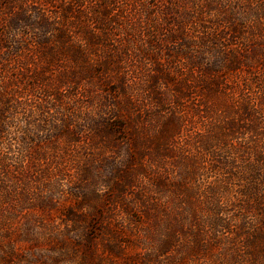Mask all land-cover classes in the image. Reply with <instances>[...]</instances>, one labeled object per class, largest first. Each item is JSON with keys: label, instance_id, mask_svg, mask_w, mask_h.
<instances>
[{"label": "trees", "instance_id": "trees-1", "mask_svg": "<svg viewBox=\"0 0 264 264\" xmlns=\"http://www.w3.org/2000/svg\"><path fill=\"white\" fill-rule=\"evenodd\" d=\"M132 63L150 64L149 97L131 93ZM144 119L158 122L162 143L155 155L144 154V179L123 172L127 181L119 186L133 190L123 191L131 199L124 212L138 244L173 260L177 253L232 247L225 234H233L248 246L250 264H258L264 0H0V206L19 204V177H38L48 192L62 186L48 185L51 165L41 163L49 141L60 136L71 147L91 139L87 145L103 153H116L124 142L125 165H134L136 141L122 133ZM167 166L180 171L172 176ZM77 230L70 227L62 245L90 253L89 233L74 241ZM230 256L234 261L222 264H239L237 254ZM10 257L0 256L5 263Z\"/></svg>", "mask_w": 264, "mask_h": 264}, {"label": "rangeland", "instance_id": "rangeland-1", "mask_svg": "<svg viewBox=\"0 0 264 264\" xmlns=\"http://www.w3.org/2000/svg\"><path fill=\"white\" fill-rule=\"evenodd\" d=\"M46 9L50 10L51 7ZM135 65L138 70L132 71ZM150 68L148 63H132L126 72L130 77L128 83H136V86H131L135 89L131 93L142 99L150 96L146 93ZM82 85H85L84 95H87V83ZM163 92H168L170 97L173 95L172 90L165 89ZM50 114L60 119V113L56 110ZM145 119L135 128L128 126V131L122 133L127 138L126 142L131 139L136 141L135 146H130L136 155V162L130 167L125 165L128 163V145L124 142L119 144L116 153H112L111 148H105L103 153L102 149L96 150L87 145L91 139L82 138L77 147H71L65 136L49 141L50 134H46L44 137L49 144L46 147V159L41 163L51 165V175L45 179L48 185L56 182L62 186L49 188L51 191L48 192L43 187L45 181L39 185L36 183L38 177L36 182L30 177H25L23 182L19 177L20 184L14 193L19 204L13 207L0 206V256L11 252L8 263L0 258V264H222L224 261H234L231 253L237 254L236 261L239 264H250L252 260L248 256V246L233 234H225L230 239L226 243L232 244V247L220 245L213 251L202 250V253L189 254L196 256L177 253L173 260L170 255H150L138 244L135 232L130 228V217L124 212L125 205L131 203L130 197H124V193L131 194L133 190L127 192V189L123 190L119 186L127 181L123 178V172L129 171L137 179H144L140 170L141 162L148 160L144 154L154 153L157 144L162 143L158 122L148 124ZM84 135L89 137L91 134ZM110 140L103 139V142L108 143ZM166 171L174 176L175 171L180 170L167 166ZM54 176L55 181L52 180ZM85 179L89 181L85 182ZM69 183L76 186H70ZM34 185L39 188L35 189ZM238 226V222H233L232 231L235 232ZM70 227L78 228L71 233L74 241H81L85 233H89L85 239H89L90 253L85 254L82 249H77L76 254H73L68 250L69 245H62ZM120 229L123 233L118 232ZM256 260L258 264H264V259L258 257Z\"/></svg>", "mask_w": 264, "mask_h": 264}]
</instances>
